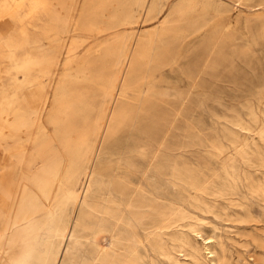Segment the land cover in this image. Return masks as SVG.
Masks as SVG:
<instances>
[{
	"label": "bare ground",
	"instance_id": "6f19581e",
	"mask_svg": "<svg viewBox=\"0 0 264 264\" xmlns=\"http://www.w3.org/2000/svg\"><path fill=\"white\" fill-rule=\"evenodd\" d=\"M77 2L0 0V264H264V77L210 132L186 119L183 138L170 131L194 92L153 79L200 56L202 68L178 73L198 103L215 99L199 92L204 74L211 86L218 67L232 74L264 43V17L246 38L225 24L207 32L224 11L207 0H82L74 15ZM73 24L113 32L53 81V44ZM116 136L126 143L114 147Z\"/></svg>",
	"mask_w": 264,
	"mask_h": 264
},
{
	"label": "rangeland",
	"instance_id": "374dc122",
	"mask_svg": "<svg viewBox=\"0 0 264 264\" xmlns=\"http://www.w3.org/2000/svg\"><path fill=\"white\" fill-rule=\"evenodd\" d=\"M176 1V0H175ZM199 1V0H196ZM209 5L219 4L224 8L223 13L214 17L212 20L208 21V24L204 27L205 30L210 31L212 26L215 23L221 25H228L232 31L235 33V36L250 37L253 31L256 28L255 23L252 22L254 17H264V4L255 5L259 0H246L244 3L235 2L233 0H207ZM82 0H78L74 15L78 12V7H80ZM212 10L207 8L202 14L197 10L187 13L183 20L180 21L182 27L189 31L192 28V25H195L201 18L204 16L206 18L211 16ZM74 17V16H73ZM176 21H172L175 23ZM74 29L71 30L68 34L61 36L53 44V49L51 51L52 62H53V75L52 80L54 81L60 74H62L67 68L76 67L81 64L86 58L93 54L94 49L106 41L113 31L109 30H94V29H83L79 25L73 24ZM152 23H146L141 26V28H150ZM6 26H1L0 28H5ZM128 30L125 27H120L115 31H126ZM40 42L42 43L41 47L36 51V55L39 58L40 64H45V61L48 57V42L42 34L38 35ZM238 40V39H237ZM192 45L197 43V38L193 39L190 42ZM248 56L237 57L234 59V72L232 74H227L222 66L218 67L217 74L220 76L219 80H216L211 86V79L208 74H204L203 78V87L199 90H211L212 96L215 99H218L221 103L215 99H209L204 104L198 103L195 99L194 93L196 90L191 87L190 79L186 78L184 75L179 74L178 70L180 67L190 66L202 68V58L192 62L186 58L180 60L173 65L162 66L159 70L155 71L153 79L156 85L160 89L166 90H180V91H193V96L190 100L185 103L186 112L183 116L175 119L177 128H173L170 131V135H173V138H183L180 134L185 128L186 119L192 120L203 131L210 132L214 126V115L220 114L226 111V107L234 104V102L241 98L243 94L251 91L255 84L264 77V43L261 42L258 45L252 46ZM201 57H203L201 55ZM193 63L195 65H193ZM30 89H25L23 96L27 95ZM52 90V81L50 85L46 86L43 89V94L48 96ZM180 100V99H179ZM173 106L168 110L170 118H172L175 108L180 106L179 102L172 101ZM168 128V123H164L161 127L162 130ZM50 129V127H48ZM126 141L122 136L113 137L110 140V144L115 145L114 147H119L124 145ZM105 165V160L103 161ZM257 213L260 212L259 208L255 207ZM263 223H257L246 227V229H260L264 226ZM263 227H262V226Z\"/></svg>",
	"mask_w": 264,
	"mask_h": 264
}]
</instances>
